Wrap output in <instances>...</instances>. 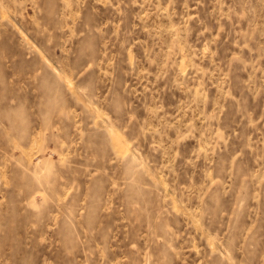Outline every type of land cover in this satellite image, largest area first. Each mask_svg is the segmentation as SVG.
Returning <instances> with one entry per match:
<instances>
[{
    "label": "rangeland",
    "instance_id": "374dc122",
    "mask_svg": "<svg viewBox=\"0 0 264 264\" xmlns=\"http://www.w3.org/2000/svg\"><path fill=\"white\" fill-rule=\"evenodd\" d=\"M0 264H264V0H0Z\"/></svg>",
    "mask_w": 264,
    "mask_h": 264
}]
</instances>
